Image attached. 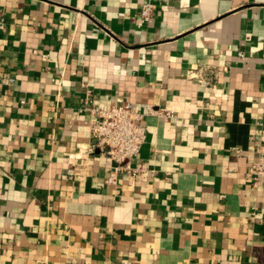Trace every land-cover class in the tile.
<instances>
[{
  "label": "crops",
  "instance_id": "1",
  "mask_svg": "<svg viewBox=\"0 0 264 264\" xmlns=\"http://www.w3.org/2000/svg\"><path fill=\"white\" fill-rule=\"evenodd\" d=\"M186 1L0 0V264H264V0ZM88 95L142 116L137 176Z\"/></svg>",
  "mask_w": 264,
  "mask_h": 264
},
{
  "label": "built area",
  "instance_id": "2",
  "mask_svg": "<svg viewBox=\"0 0 264 264\" xmlns=\"http://www.w3.org/2000/svg\"><path fill=\"white\" fill-rule=\"evenodd\" d=\"M186 0H180V6L186 5ZM154 0H142L140 14L144 21L150 19L154 10ZM242 56V53H238ZM45 60L47 55L42 56ZM85 104L90 114L89 135L94 144L99 147L113 165L107 181L113 183L119 172L124 170L132 177L137 176L144 169L142 164L131 168L128 164L139 151L145 140V127L141 124V115L134 104L123 101L119 104L105 106L89 95ZM147 111L151 109L147 106ZM163 118L171 117L165 109L155 111ZM250 179L256 186H264V153L250 166Z\"/></svg>",
  "mask_w": 264,
  "mask_h": 264
}]
</instances>
